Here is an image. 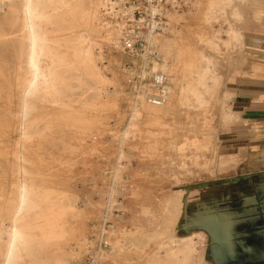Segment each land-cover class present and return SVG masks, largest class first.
I'll list each match as a JSON object with an SVG mask.
<instances>
[{
    "label": "rangeland",
    "instance_id": "rangeland-1",
    "mask_svg": "<svg viewBox=\"0 0 264 264\" xmlns=\"http://www.w3.org/2000/svg\"><path fill=\"white\" fill-rule=\"evenodd\" d=\"M253 1L232 0L231 6L240 10L241 19L232 18L228 13L225 19L219 16V23L215 24L218 34L227 29L229 24L241 31L249 14L254 16ZM259 1L262 2L258 5L262 10L264 0ZM205 13V5L201 9L187 5L181 11L168 14L167 29L155 36L157 41L161 36H175L173 41L176 44L171 46L166 55L161 43L153 38L149 42L157 50L151 59L145 52L131 55L121 51L118 44L116 47L103 44L105 73L115 79L117 92L114 94H111L110 89L105 96H101L92 89L94 82L88 76L90 69L87 65L81 66L73 61L69 66L57 67L56 72L66 81L58 85L52 95L56 102L50 105L47 102L48 95L41 94L39 89L35 92L25 90L20 84L21 80L15 78V74L22 76L28 67L30 42L36 38V33L26 30L21 34L12 20L15 15L4 18L0 10V153L6 148L23 153L31 186L34 189L53 186L54 191L56 188H59L58 192L64 191L66 198L77 202L76 209L80 216L66 215L68 235L59 241H43L34 232L28 246L31 264H52L57 258L68 261V254L74 250L79 253L69 259V264H73L80 257L93 224L102 221H109L115 227L111 245L116 253H111L112 249L109 252L112 264L162 262L168 244L179 247L183 244L175 237L184 231L182 215L185 216V207L196 200L195 195L199 192L187 187L228 178L247 170L244 163L246 151L242 148L241 140L232 133L237 123L236 119H231L233 108L230 98L224 95L225 76L237 62L239 45L235 42L226 47L219 37H214L218 48L195 42L199 36H214L213 30L204 20ZM21 17L18 13L17 22L21 21ZM61 21L58 19L47 29L56 33L64 32L62 29L66 24ZM219 35L223 36V33ZM183 38L188 44L191 40V49L199 48L211 57V73H215L220 80L215 95L201 109L197 106L186 107L178 99L180 91L170 94L173 85L166 82L163 91L166 103L172 104L170 112L161 117L143 112L140 104H147L144 101L145 94L154 92L146 93L143 87L147 85L149 88L151 85L152 64H161L163 60L171 62L175 58L177 45H183ZM61 45L62 50L72 56L74 44L64 42ZM185 60L188 64L194 63L198 70L204 68L205 62L196 61L194 54L186 55ZM147 72L149 76L143 77ZM179 77L184 79L180 69ZM35 83L39 88L40 81L36 79ZM40 94L46 100L39 99ZM3 167L0 164V168ZM37 211H32L31 218L33 223L40 224ZM83 213L84 218L81 216ZM217 215H220L217 217L222 224L229 223L225 216ZM209 216L214 217L212 214ZM73 232L81 234L79 238L84 237L81 243L69 235ZM201 233L202 243L198 248L202 263L213 264L208 250L209 240L207 235ZM116 240L118 243L122 240L123 243L117 245ZM114 244L122 251H119V247L117 250ZM171 257L173 262L181 263L183 255L178 253ZM0 264H19V261L13 256L0 257Z\"/></svg>",
    "mask_w": 264,
    "mask_h": 264
},
{
    "label": "bare ground",
    "instance_id": "bare-ground-1",
    "mask_svg": "<svg viewBox=\"0 0 264 264\" xmlns=\"http://www.w3.org/2000/svg\"><path fill=\"white\" fill-rule=\"evenodd\" d=\"M231 4L232 0H191L189 2L188 5L194 9H201L202 6H206L204 20L211 27L214 34V36L211 37L199 36L198 38H196L195 42L199 44H210L213 45V47L215 46L216 48H218V43L215 40V38L217 37L221 39L222 44L226 47H230L235 42L239 41L240 29L232 26L231 24H229L227 29L220 32L223 33V36L219 35L220 33L218 34V31L215 30V24L219 23V19L221 17H224L225 19L227 13L230 14L232 18L239 20L241 19L240 10L235 6L232 7ZM0 10L1 12H3L4 18L9 17V15H15L12 20L14 21L16 27H18V30L21 34H23L26 30H29L31 32H35L37 35L36 38H34L30 42L31 48L29 49L30 53L28 58V67L24 70V72L22 71V76L19 73L15 74V78L19 81L21 80L20 84L25 87V90L35 92L39 89L41 94H46L49 96V100H47L48 104L54 105L56 101L52 95L57 91L58 85L62 81H66L62 79L63 76L60 77V75L56 72V68L67 66L70 62L76 61L81 66H88V68L90 69L88 72V76H90V78L94 82V86H92V89L96 91L99 95L105 96L110 89H112L111 94L117 92V89L115 87V79H111L110 77H108L107 73H105L106 61L103 60L102 46L103 44L105 46L106 43L108 45L111 44L116 47V43L119 38V30L117 29V27L114 26L111 21L107 20V18H105L104 15L101 13L100 1L0 0ZM18 13L22 15L20 22H17L16 20ZM219 16L220 18L218 19ZM58 19L62 20L66 24L65 27L62 29V31L64 32L61 31L62 33H56L54 30L50 29L49 31L47 29V26L52 25ZM192 31L193 30H191V32ZM174 37L168 36L162 38L161 36L162 39L159 37L158 41L155 37L153 39H156V42L161 43V49L166 55L169 53V49L171 48V46L175 43L173 41ZM151 39H149V41ZM64 42L74 44L75 47L72 52V56L69 55L70 53L68 54L62 50L63 45H61V43ZM190 42L188 44L185 39V41H183V45H177V52L175 53V58H173L171 62L165 60H163L164 62H162L161 64L154 62L152 64L150 73L152 72L151 76L153 77V74L154 72H156V69L160 68L159 70L166 75L165 83L169 82L173 85L172 92L168 90L169 93L174 95L175 93H177V91H180L178 99L179 101H182V104L184 106H197V108L201 109V107H203L207 103V101L215 95V89L216 86L219 85L220 80L218 79L215 73H211L213 72L211 71V66H213L211 57L199 48L191 49ZM150 43L151 42H149V44ZM193 54L195 55L196 61L205 62L204 68L202 70H198L197 68H195L196 65L194 63L190 62L188 64L186 62V55L190 56ZM186 66H189V68H185ZM181 68H183L182 71ZM179 69L184 79H181V77H179ZM148 76L149 72L144 74L143 77L147 78ZM78 77L79 76H77V78ZM36 79L39 80L41 83L39 85V88L35 83ZM59 86H61V84ZM143 87L146 93L152 90L154 92L159 91L160 95L165 98L162 102L158 103H152L147 98L146 100L144 99L147 104L145 105V102L142 103V105L140 104V109L143 110V112H149L159 116L164 114L166 115L167 112H170L169 110L172 104L170 102L166 103V94L163 91V87L158 90L157 87H154L152 83L151 85H149V88H147V85H143ZM41 94L39 96V99L44 98L46 100L44 95L42 97ZM224 95H226L227 98L230 97L228 93ZM175 98L177 99V96ZM1 143L2 142L0 140V144ZM19 150L21 151V149ZM193 159L195 158L193 157ZM0 164L4 166L3 168H0V257L8 258L10 256H13L19 261V264H31L28 258V254L30 251L28 246L31 235L35 232L39 236V238L46 242L49 240L59 241L61 239H64V237L68 235V230L65 222L66 215L71 214V216H73L78 214L75 204L76 201H70V199L66 198L64 191L58 192L59 188H56L58 191H54V189H52L53 186H51L50 188L44 187L41 189H34L30 184L31 182L27 178V166L25 156L23 153L19 154L17 150L6 148L2 153H0ZM116 176H118V174ZM60 189L62 190V188ZM69 196L71 197V195ZM176 209L177 208L175 207L174 210ZM34 210H38L37 218L41 220L40 224H35L32 222L31 213ZM81 216H83L84 218V213ZM75 227L76 226H74L73 228ZM69 235L74 237L76 241L80 243L82 242V239H84V237L79 238V236L81 235L79 233L76 234L75 232H73L69 233ZM202 237L203 234L200 231L198 232L194 230H190L187 233L179 236L176 235L175 239H179V241L183 244L180 247L175 244H168L167 249L164 252L165 259H163L162 262L151 261L148 264H199L200 260H202V257L199 254L200 249L198 247L201 244L199 243L198 239L200 240V238L202 239ZM119 243L118 240H116V244L118 245ZM162 244L164 245L166 243ZM37 247L39 248V246ZM118 247L119 246H117L116 249ZM201 247H203V245ZM119 251H122V248L119 247ZM114 252V250L111 251V253ZM77 253L79 252L74 250L71 251L68 254L69 259L72 257V255H76ZM127 253L128 252L126 251L125 254ZM178 253H181L183 255V257L181 258V263L176 261L173 262V259H170L172 258L171 256H175ZM69 259L67 261L63 258H57L55 261H53L52 264H69Z\"/></svg>",
    "mask_w": 264,
    "mask_h": 264
},
{
    "label": "crops",
    "instance_id": "crops-1",
    "mask_svg": "<svg viewBox=\"0 0 264 264\" xmlns=\"http://www.w3.org/2000/svg\"><path fill=\"white\" fill-rule=\"evenodd\" d=\"M252 3L256 7L254 18L249 14L242 24L237 62L224 80V94L228 93L232 101L231 119H236L237 123L232 133L241 140L247 156L244 161L247 170L238 175L264 171V8L261 10L258 6L262 3L259 0ZM261 188H264V176L195 189L199 192L195 195L196 200L185 207L181 234L194 230L207 235L203 229L193 228L192 224L209 218V214H221L232 222L238 218L245 198L255 199ZM253 199L248 201L249 206L254 205ZM199 243H202L201 238ZM199 264H203L202 260Z\"/></svg>",
    "mask_w": 264,
    "mask_h": 264
},
{
    "label": "built area",
    "instance_id": "built-area-1",
    "mask_svg": "<svg viewBox=\"0 0 264 264\" xmlns=\"http://www.w3.org/2000/svg\"><path fill=\"white\" fill-rule=\"evenodd\" d=\"M101 13L119 30L118 47L128 54L148 52L151 59L156 55L154 44L149 39L167 29L168 14L181 11L191 0H99ZM157 58V57H155ZM151 83L160 90L166 75L157 70ZM152 103L162 102L160 92L145 94ZM114 225L109 221L93 224L92 232L84 242V248L73 264H112L109 260L112 249Z\"/></svg>",
    "mask_w": 264,
    "mask_h": 264
},
{
    "label": "water",
    "instance_id": "water-1",
    "mask_svg": "<svg viewBox=\"0 0 264 264\" xmlns=\"http://www.w3.org/2000/svg\"><path fill=\"white\" fill-rule=\"evenodd\" d=\"M264 176L263 172H256V173H247L242 174L238 176H232L228 178L223 179H216L213 181H206V182H199L196 184L189 185L187 188H195V189H201L206 188L210 186L219 185L222 183H231V182H237L240 180H247L252 177H262ZM253 197H249L248 199L245 198L246 201H244V204L240 206L241 212L237 215L238 218H236L234 221L222 224L220 219L218 217H209L204 218L203 220H199V222L193 223V228H199L203 229L208 237L209 240V246L208 250L212 257L213 264H226L228 262L229 264H264V242L261 243L260 246H245V252H247V258L246 260L242 261H227L226 258L222 257L219 258L218 256L221 255L222 249L225 246V238H228L229 244H227L228 247H231V244H233L232 240L233 238H229V235H231V226L232 223L236 221V223L241 224L243 221H262L264 220V188H261V192L253 199L254 206L252 209H248L249 205L247 204L248 201L252 200ZM252 206V205H250ZM252 215L255 216V218L252 217ZM217 216V215H213ZM258 227V226H256ZM260 236L264 238V230L260 231ZM257 235V233H256ZM225 237V238H224ZM236 242V241H235ZM231 250V248H230Z\"/></svg>",
    "mask_w": 264,
    "mask_h": 264
},
{
    "label": "flooded vegetation",
    "instance_id": "flooded-vegetation-1",
    "mask_svg": "<svg viewBox=\"0 0 264 264\" xmlns=\"http://www.w3.org/2000/svg\"><path fill=\"white\" fill-rule=\"evenodd\" d=\"M252 207H255L254 205L249 206L248 209H252ZM253 218H255L254 215H252ZM234 221V220H233ZM258 226V227H256ZM264 230V220L262 221H243V223L238 224L236 223V221L234 223H232L231 226V235H229V238H233L232 242L235 246H231L228 247L227 244H229L228 242V238H225V246H223L224 248L222 249L221 255L218 256L219 258H226V260L228 261H240L241 262L246 260L247 256V252H245V246H260L262 242H264V238H262L260 236V231ZM257 233V235H256ZM241 240H245L246 242L243 243ZM236 241V242H235ZM232 244V245H233ZM245 245V246H244ZM231 248V250H230ZM240 263V262H238ZM237 263V264H238ZM226 264H229L228 262H226ZM234 264V263H232ZM244 264V263H242ZM246 264V263H245Z\"/></svg>",
    "mask_w": 264,
    "mask_h": 264
}]
</instances>
